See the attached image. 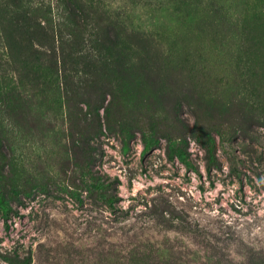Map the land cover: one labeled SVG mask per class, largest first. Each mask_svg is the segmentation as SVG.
<instances>
[{
	"label": "rangeland",
	"instance_id": "obj_1",
	"mask_svg": "<svg viewBox=\"0 0 264 264\" xmlns=\"http://www.w3.org/2000/svg\"><path fill=\"white\" fill-rule=\"evenodd\" d=\"M49 2L55 8V0ZM256 4L258 0H93L125 24L129 41L142 49L160 42L171 54L186 58L180 71L169 69L162 57L157 63L147 60L151 77L150 86L142 88L141 123L126 134L101 136L97 168L120 180L117 205L125 216L116 221L107 210L92 208L89 200L80 204L71 188L59 184L64 153L58 145L66 139L65 127L24 125L17 145L22 156L17 183L25 203L10 199L18 213L7 228L0 217V264H14L3 256L16 258L17 264H94L100 241L110 248L131 235L153 248L166 246L167 258L189 264H210L206 254L216 253L232 264H250L252 252L264 257V126L254 119L262 111L242 103L245 89L255 88L254 100L260 84L242 79L245 69L238 54L245 37L253 36L243 30L246 19L264 21L252 8ZM58 12L55 23L63 18L62 9ZM215 99L225 100L226 106L210 107ZM195 118L206 127L253 123V131L236 135L230 145L221 144L212 132L222 167L210 176L205 147L185 125ZM179 134L186 136L188 159L198 171L173 151ZM146 143L151 145L146 148ZM159 195L168 199L172 214L165 216L175 227L155 223L150 215L151 199ZM175 212L184 223H176Z\"/></svg>",
	"mask_w": 264,
	"mask_h": 264
},
{
	"label": "trees",
	"instance_id": "obj_2",
	"mask_svg": "<svg viewBox=\"0 0 264 264\" xmlns=\"http://www.w3.org/2000/svg\"><path fill=\"white\" fill-rule=\"evenodd\" d=\"M258 1L252 8L264 15V0ZM54 6L49 0H0V217L5 228L9 219L18 213L12 201L25 203L17 183L22 158L18 137L25 124L34 129L41 124L47 129L65 127L66 139L58 145L64 153L59 184H66V190L71 188L70 193L80 204L89 200L92 208L107 210L113 221L125 216V210L117 205L119 178L97 168L103 153L101 136L116 132L126 134L141 123L137 112L142 104V88L150 86L151 77L146 70L147 60L157 63L162 57L169 63V69L180 71V63L186 58L171 54L160 42L142 49L129 41L125 24L111 17L107 9L95 7L93 0H55ZM58 9H62L63 18L55 23L53 18L54 14H60ZM258 22L246 19L243 30L253 36L245 37L238 54L245 69L241 72L242 79H251L250 85L260 84L254 100L251 94L255 88L245 89V103H242L244 106L250 103L258 112L262 111L254 119L257 125L264 126V85L256 82L264 81V21ZM127 45L130 46L127 48ZM145 92L146 89L144 95ZM209 104L224 107L226 101L219 103L215 99ZM100 109L104 114H100ZM202 123L195 118L192 125H185L205 147L206 171L210 176L212 169L222 167L215 155L212 132L219 135L221 144L230 145L236 135L253 131V123L239 122L238 127L230 123L206 127ZM185 137L177 136L178 146L173 151L186 167L198 171L188 159ZM52 142L58 144L55 140ZM145 145L148 148L151 144ZM238 172L231 167V173L240 177ZM150 203V215L155 223L168 229L175 227L165 216V212L172 214L167 198L159 195ZM175 213L176 223H184V216ZM189 228L196 233L192 225ZM133 237L117 239L110 243V248L105 241H100L94 264L190 263L167 258L166 246L153 248L152 243L136 241L135 237L131 240ZM206 255L212 258L210 264H232L219 253ZM261 256L252 252L247 258L250 264H264ZM3 257L18 263L16 258Z\"/></svg>",
	"mask_w": 264,
	"mask_h": 264
}]
</instances>
